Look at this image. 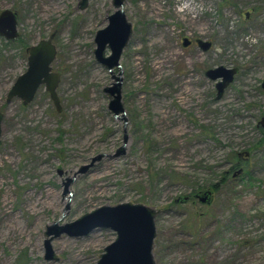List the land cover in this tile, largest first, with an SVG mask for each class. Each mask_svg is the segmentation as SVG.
<instances>
[{"label":"rangeland","instance_id":"obj_1","mask_svg":"<svg viewBox=\"0 0 264 264\" xmlns=\"http://www.w3.org/2000/svg\"><path fill=\"white\" fill-rule=\"evenodd\" d=\"M80 2L0 0V12H21L23 43L53 36L62 106L45 86L28 106L7 101L27 59L22 43L0 37V264H97L115 232H49L125 203L155 211L154 264H264V0H124L132 34L112 72L95 37L113 0ZM220 66L240 71L217 101L204 73ZM114 76L119 119L105 93ZM235 166L245 174L223 183ZM210 189L211 204L194 199Z\"/></svg>","mask_w":264,"mask_h":264},{"label":"water","instance_id":"obj_2","mask_svg":"<svg viewBox=\"0 0 264 264\" xmlns=\"http://www.w3.org/2000/svg\"><path fill=\"white\" fill-rule=\"evenodd\" d=\"M89 1L81 0L80 7L85 8ZM113 6L116 11L108 18L109 25L99 30L95 37L97 45L95 58L98 63L111 72L114 68L120 67V59L132 34V24L128 22L123 9L124 0H113ZM16 24L15 15L12 12H3L0 16V33H4L6 27H8L7 30L11 35L7 37L15 38L17 36ZM52 41L53 36L30 49L29 70L18 78L8 94V100L18 97L28 105L34 100L38 88L44 85L56 110L61 113L62 106L57 93L61 82V74L52 72L51 65L57 57V49ZM198 44L204 52L209 51L213 45L212 42L204 40H199ZM188 45V39H185L184 46L187 47ZM107 48L111 50V55L108 57L105 54ZM237 73V68L228 69L223 66L209 69L206 72V76L210 80L219 81L217 84L218 100L222 98L225 90L234 82ZM114 79L117 82L112 87L107 88L105 93L112 98L109 105L110 111L115 118H119L120 114L124 113L121 103V79L115 76ZM2 121L3 115L0 114V137L2 134ZM259 125L264 128V118ZM126 141L127 137H125V143ZM87 169L84 168L82 172ZM208 199V196H202L201 201L206 203ZM154 219V210L148 209L142 204L125 203L114 207L99 208L63 227L55 225L51 228L49 236L54 234L55 237H60L66 234L70 237H82L88 236L97 229H109L116 233V240L106 247L97 264H154L152 253L156 237ZM51 241H46L45 258L48 261L55 259L50 245Z\"/></svg>","mask_w":264,"mask_h":264},{"label":"flooded vegetation","instance_id":"obj_3","mask_svg":"<svg viewBox=\"0 0 264 264\" xmlns=\"http://www.w3.org/2000/svg\"><path fill=\"white\" fill-rule=\"evenodd\" d=\"M5 11H10V12H12V14L13 15H15V20H16V31H17V36L15 37V38H8L7 36L8 35H11V33L7 30V28L8 27H6V29H5V31H4V33H0V37L1 38H3L4 40H5V42L6 43H8V44H10V45H16V44H18V43H22V46L25 48V56H26V59H27V70H26V72L29 70V60H30V57H31V55H30V49L31 48H33V47H36L37 45H39V43L41 42V41H43V40H40L39 42H37V43H34V44H30V43H23V36H22V34H21V30H20V20H21V16L22 15H20L21 14V12L17 9V8H15V9H5V10H3V11H1L0 12V16L3 14V12H5ZM12 17V16H11ZM185 39H188V42H189V45L187 46V47H185V48H192V47H199V44H198V41L199 40H202V39H195V40H191V39H189V38H183V45H184V40ZM212 47H213V45H212ZM200 48V47H199ZM201 49V48H200ZM212 49V48H211ZM210 49V50H211ZM125 50V49H124ZM202 50V49H201ZM209 50V51H210ZM203 51V50H202ZM124 52V51H123ZM204 52V51H203ZM208 52V51H207ZM105 54H106V52H105ZM123 55V54H122ZM106 57H108V56H106ZM122 58V57H121ZM121 60V59H120ZM120 68V67H119ZM212 69H214V68H212ZM238 69V73L236 74V76L239 74V68H237ZM209 70V69H208ZM208 70H206L205 71V73H204V75L206 76V72L208 71ZM25 72V73H26ZM25 73H23L22 75H24ZM22 75H20V76H22ZM19 76V77H20ZM236 76H235V78H236ZM18 77V78H19ZM18 78H17V80H18ZM206 78H208L207 76H206ZM209 79V78H208ZM17 80L15 81V83L17 82ZM212 81V80H211ZM234 81H235V79H234ZM212 82H214L215 83V88H216V99H217V84H218V82L219 81H212ZM15 83L13 84V86L15 85ZM234 83V82H233ZM232 83V84H233ZM13 86H12V88H13ZM41 87H44V85H41L39 88H38V90H37V92H36V95H37V93H38V91L40 90V88ZM11 88V89H12ZM110 88V87H109ZM229 88V87H228ZM227 88V89H228ZM226 89V90H227ZM226 90H225V92H226ZM11 91V90H10ZM9 91V92H10ZM9 94V93H8ZM36 95H35V98H36ZM224 95H225V93H224ZM224 95L222 96V98L224 97ZM15 98H18V97H15ZM15 98H13V99H15ZM35 98H34V100H35ZM221 98V99H222ZM12 99V100H13ZM22 103H23V105L24 106H28V105H30V104H28V105H26L25 103H24V101H22L20 98H18ZM220 99V100H221ZM7 101L8 102H10L11 100H8V95H7ZM217 101H218V99H217ZM3 115V114H2ZM124 115V113L123 114H120V116H119V118L121 117V116H123ZM119 118H117V119H119ZM3 119H4V117H3ZM263 119V118H262ZM261 119V120H262ZM2 123H3V121H2ZM260 123V122H259ZM258 126H260V125H258ZM262 127V126H261ZM127 137V136H126ZM238 158L239 159H243V160H248V152H245V153H239L238 154ZM241 163V162H240ZM245 174V171H244V168H239L238 170H236V166L235 167H233V169H229L224 175H225V177H223L222 178V182L223 183H225L226 181H227V179H232L233 181L236 179V178H238V177H241L242 175H244ZM227 177H229V178H227ZM215 188L216 189H218V187H217V185L215 186ZM202 196H208V200L206 201V203H202V201H201V198H202ZM214 196V190L213 189H210V190H206L205 192H199V193H197V194H195L194 195V199L195 200H197L198 202H201V204H211L212 203V201H213V197ZM185 198V200H184V204L185 203H187V202H189V200H190V196H187V197H184ZM178 203V202H177Z\"/></svg>","mask_w":264,"mask_h":264},{"label":"bare ground","instance_id":"obj_4","mask_svg":"<svg viewBox=\"0 0 264 264\" xmlns=\"http://www.w3.org/2000/svg\"><path fill=\"white\" fill-rule=\"evenodd\" d=\"M165 65V61H160V62H157V64H156V69L158 70V69H162V66H164ZM182 95H184V94H182ZM185 102H188L187 100H185Z\"/></svg>","mask_w":264,"mask_h":264},{"label":"trees","instance_id":"obj_5","mask_svg":"<svg viewBox=\"0 0 264 264\" xmlns=\"http://www.w3.org/2000/svg\"><path fill=\"white\" fill-rule=\"evenodd\" d=\"M262 143H264V138H263V140H262Z\"/></svg>","mask_w":264,"mask_h":264}]
</instances>
